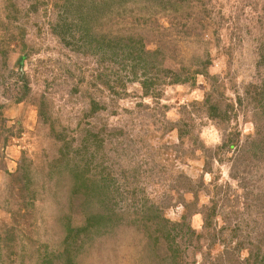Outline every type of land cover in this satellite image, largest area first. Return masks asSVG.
Returning a JSON list of instances; mask_svg holds the SVG:
<instances>
[{"label": "rangeland", "instance_id": "1", "mask_svg": "<svg viewBox=\"0 0 264 264\" xmlns=\"http://www.w3.org/2000/svg\"><path fill=\"white\" fill-rule=\"evenodd\" d=\"M0 264H264V0H0Z\"/></svg>", "mask_w": 264, "mask_h": 264}, {"label": "trees", "instance_id": "2", "mask_svg": "<svg viewBox=\"0 0 264 264\" xmlns=\"http://www.w3.org/2000/svg\"><path fill=\"white\" fill-rule=\"evenodd\" d=\"M24 78V77H23Z\"/></svg>", "mask_w": 264, "mask_h": 264}]
</instances>
